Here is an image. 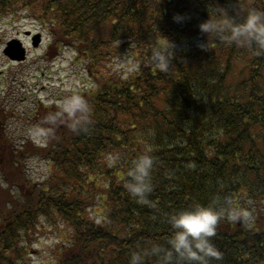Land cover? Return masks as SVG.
I'll return each mask as SVG.
<instances>
[{"label":"trees","instance_id":"16d2710c","mask_svg":"<svg viewBox=\"0 0 264 264\" xmlns=\"http://www.w3.org/2000/svg\"><path fill=\"white\" fill-rule=\"evenodd\" d=\"M253 9L264 12V0H0V24L38 25L49 53L71 52L89 83L77 93L89 105L79 124L38 106L28 136L15 138L0 104V264H35L37 239L61 225L72 244L57 264H129L194 204L222 214L212 264H264V53L229 42L232 22ZM207 19L218 33L200 32ZM167 41L175 56L162 73L148 61ZM130 52L139 68L124 77L113 64ZM145 154L153 191L141 205L125 184Z\"/></svg>","mask_w":264,"mask_h":264},{"label":"rangeland","instance_id":"374dc122","mask_svg":"<svg viewBox=\"0 0 264 264\" xmlns=\"http://www.w3.org/2000/svg\"><path fill=\"white\" fill-rule=\"evenodd\" d=\"M0 24V104L4 109L9 106L14 118L8 120L9 131L14 134L26 133L28 136L29 116L33 109L48 107L54 104L61 106L60 101L68 96L77 94L82 89L89 88V83L84 79L81 68L73 64V54L50 52L51 40L46 32L27 19L16 21L5 20ZM40 33L42 42L38 48H31L29 34ZM11 39H20L27 48V60L22 64L12 63L7 60L1 50L5 42ZM135 52L131 55L118 58L113 68L121 74L130 75L139 68V62L134 59ZM140 60V57L137 58ZM144 62V60L142 61ZM234 76V75H233ZM229 76V78H233ZM7 110V111H8ZM37 143L42 142L39 135H30ZM15 138L18 136H14ZM28 173L32 179L40 178L44 170L34 159L27 163ZM252 219V217H251ZM58 232L45 230L39 236L34 249L39 254H33L35 264H57V259L63 255L64 249L72 244L71 233L68 234L66 226H59ZM33 249V250H34Z\"/></svg>","mask_w":264,"mask_h":264},{"label":"clouds","instance_id":"9594fccd","mask_svg":"<svg viewBox=\"0 0 264 264\" xmlns=\"http://www.w3.org/2000/svg\"><path fill=\"white\" fill-rule=\"evenodd\" d=\"M176 16L174 20L181 21ZM201 33L207 35L218 33L219 24L207 19L199 25ZM166 40V39H165ZM168 42V41H167ZM229 42L257 45V53H264V12L250 10L242 23L233 21ZM169 47L155 46L151 50L149 63L158 71L166 73L174 59L173 45ZM207 50L206 43L199 45ZM61 111L58 115L66 116L79 124L81 118L89 112L87 101L78 94H73L60 101ZM154 158L141 155L133 162L128 171L125 188L136 203L148 205V196L153 191L151 182ZM222 214L212 204L208 206L194 204L189 208L174 212L167 217L170 233L163 243L154 242L147 249L140 248L130 254L129 264H146L151 258L153 264H212L221 258V253L212 241L216 235L217 225Z\"/></svg>","mask_w":264,"mask_h":264},{"label":"water","instance_id":"95a60500","mask_svg":"<svg viewBox=\"0 0 264 264\" xmlns=\"http://www.w3.org/2000/svg\"><path fill=\"white\" fill-rule=\"evenodd\" d=\"M33 41V47H37L41 41L40 35H36ZM3 53L12 61L21 62L25 59V49L22 48L21 43L17 40H12L7 43V47Z\"/></svg>","mask_w":264,"mask_h":264}]
</instances>
